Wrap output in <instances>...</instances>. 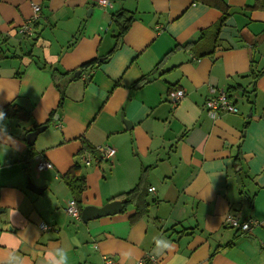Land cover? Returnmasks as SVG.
I'll list each match as a JSON object with an SVG mask.
<instances>
[{"label": "crops", "instance_id": "obj_1", "mask_svg": "<svg viewBox=\"0 0 264 264\" xmlns=\"http://www.w3.org/2000/svg\"><path fill=\"white\" fill-rule=\"evenodd\" d=\"M210 1L0 0V110L13 102L31 115L0 121V264H52L59 250L66 264H104L105 255L118 264H264V0H224L229 15L213 52L208 37L223 9ZM121 9L134 15L123 34ZM109 54L90 75L54 77ZM212 86L230 89L239 111L209 116ZM175 89L186 92L178 102L168 98ZM34 123L46 128L32 145ZM84 138L115 155L86 165ZM40 158L53 168L36 169ZM75 162L84 207L120 200L143 175L155 187L149 212L132 219V203L87 222L82 210L70 214L62 175ZM230 212L259 223L231 228Z\"/></svg>", "mask_w": 264, "mask_h": 264}, {"label": "trees", "instance_id": "obj_2", "mask_svg": "<svg viewBox=\"0 0 264 264\" xmlns=\"http://www.w3.org/2000/svg\"><path fill=\"white\" fill-rule=\"evenodd\" d=\"M210 1V0H208ZM205 2V0H204ZM211 2V1H210ZM215 5L220 6L223 9V16L220 19V21L215 25V30L213 32V35L211 33V36L209 35L208 39H212L213 41V47L211 48V52H213L215 50V48L218 46V36L220 34V31L226 21V19L228 18L229 15V5L224 2V0H213ZM134 19V15L132 14V12H129L128 10H119L115 15H114V20L116 22L119 23V25L121 26L122 30L121 33L123 34L125 32L126 29L129 28L131 22ZM211 54V53H210ZM110 54L103 57V58H94L89 60L88 62H85L84 64H82L79 68L73 69L70 72H59L58 69H54L53 70V74L54 77L59 76V74L61 75H65L67 76L70 73H74L77 70H81L82 74L80 76H73L71 80H75L78 79L80 77H82L84 74H91L93 69H96V67L100 64V62L106 61L109 58ZM261 72L256 73L255 75H259ZM76 75V74H75ZM148 77L147 76H142L139 80H137L135 82V87H139L141 86L143 83H145ZM240 85H237L236 88H239ZM60 91L62 93V100H60V105L61 106L64 103V97L66 95L65 93V86L60 84L59 85ZM229 93H230V89H226ZM230 95L232 96V94L230 93ZM3 111L6 115V117L8 118H25V119H30L31 115L30 113L24 109L22 106L10 102L9 104H6L3 108ZM51 119L49 121H47L46 124H50L51 123ZM39 126V124L34 123V128H37ZM83 141V147L82 150L79 152L80 154H84L86 152H91L92 156H93V160H91V164H99L102 161V156L99 152V150L93 146L89 141H87L85 138L82 139ZM33 146L29 145V150H28V156H33V154L35 152H32ZM35 155V154H34ZM87 165V164H86ZM81 167L82 165L80 164V162H75L74 165L66 172L62 175V178L64 179V181L68 184V186L70 187V190L72 192V196L73 199L76 201L77 207L79 209V211L81 212V210L84 208V204H83V193L87 187V182H86V178L85 175H83L81 173ZM149 187L147 185L144 184V177L143 175L140 177V180L138 181V183L131 189H129L128 191L125 192H121L119 194H117L113 199H120L123 202V205L126 207L129 204H134L136 206V212L132 215V219H138L141 216L146 215L149 212V206L150 203L147 200V197L149 195ZM243 219V218H242ZM230 227V226H229ZM234 228V227H231ZM237 229V228H236ZM239 230V229H237ZM246 232V231H244ZM233 244V242L227 243L226 246H231ZM219 250V248L217 247L216 250H214L211 253V257L214 255V253Z\"/></svg>", "mask_w": 264, "mask_h": 264}, {"label": "built area", "instance_id": "obj_3", "mask_svg": "<svg viewBox=\"0 0 264 264\" xmlns=\"http://www.w3.org/2000/svg\"><path fill=\"white\" fill-rule=\"evenodd\" d=\"M97 3L101 6H106L110 3V0H97ZM34 10L35 13L33 19H36L40 15L41 6L35 4ZM20 32L29 33L32 35L33 28L31 26L24 25L22 28H20ZM185 94L186 92L184 89L170 90V92L168 93V98L172 102H178L181 98L185 96ZM205 107L209 116H211L212 118L218 117V115L223 111L233 112V113L239 111V107L236 104V101L230 95V93L227 90L217 88L216 86L211 87V92L209 96L206 98ZM97 149L99 150L102 159H108L114 156L116 153V149L112 146H99ZM91 160H93L91 154H88L86 157H84V162L87 165L91 164ZM37 168L38 170L42 171L44 169L53 168V164L50 160H47L45 158H40ZM154 189L155 187H151L150 191H153ZM67 210L70 214L76 217L80 216L81 214L74 199L70 200ZM225 224L227 226L237 228L242 232L244 231L248 232L251 231L254 228V226L258 224V220H256L255 218L242 219L239 215L230 212L225 217ZM40 228L42 230H49L52 229L53 226L46 222H42L40 224ZM148 261H149L148 257H142L138 259L137 264H150V262ZM104 264H118V260L113 255H105Z\"/></svg>", "mask_w": 264, "mask_h": 264}, {"label": "water", "instance_id": "obj_4", "mask_svg": "<svg viewBox=\"0 0 264 264\" xmlns=\"http://www.w3.org/2000/svg\"><path fill=\"white\" fill-rule=\"evenodd\" d=\"M81 74V71H78L76 75ZM46 128V125L40 126L37 129L28 133V143L34 144L37 135ZM28 187L36 192L43 191V189L39 188L31 177L28 178ZM124 209L123 202L121 200H112L107 202L103 206H95V205H87L82 209V220L89 221L91 219L114 215L120 213Z\"/></svg>", "mask_w": 264, "mask_h": 264}, {"label": "clouds", "instance_id": "obj_5", "mask_svg": "<svg viewBox=\"0 0 264 264\" xmlns=\"http://www.w3.org/2000/svg\"><path fill=\"white\" fill-rule=\"evenodd\" d=\"M5 118H6V115H5L4 111L0 110V121H3ZM160 243H161L160 241H157L155 247L159 246ZM155 247H154L153 251H155ZM164 248L171 249L172 248L171 242L165 243ZM47 255L49 257H51L52 253L49 252ZM59 256H60V258L57 260H53L52 264H66L67 257L62 250H59Z\"/></svg>", "mask_w": 264, "mask_h": 264}, {"label": "rangeland", "instance_id": "obj_6", "mask_svg": "<svg viewBox=\"0 0 264 264\" xmlns=\"http://www.w3.org/2000/svg\"><path fill=\"white\" fill-rule=\"evenodd\" d=\"M97 4H98V3H97ZM98 147H99V146H98ZM98 147H96V148H98ZM88 154H91V152H86V153H84L83 156L86 157ZM91 155H92V154H91ZM84 157H83V158H84ZM92 157H93V156H92ZM37 165H38V164H37ZM35 168L37 169L36 165H35ZM39 171H41V170H39ZM151 187H154V186H151ZM151 187H149V190H150ZM258 223H259V222H258Z\"/></svg>", "mask_w": 264, "mask_h": 264}]
</instances>
